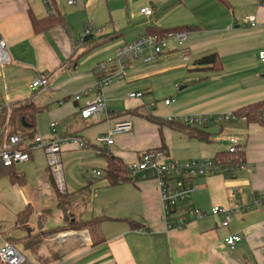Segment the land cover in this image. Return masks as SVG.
<instances>
[{"label": "crops", "instance_id": "0c3cea01", "mask_svg": "<svg viewBox=\"0 0 264 264\" xmlns=\"http://www.w3.org/2000/svg\"><path fill=\"white\" fill-rule=\"evenodd\" d=\"M48 2L0 0V37L11 60L0 67V118L10 114V107L30 100L42 109L35 136L44 141L79 136L89 146L61 149L62 201L41 150L12 166L15 182L9 180L10 169L0 168L3 241L21 251L26 264H264V126L236 119L191 132L178 121H168L187 115L210 119L264 99V63L258 59L264 51V0ZM144 8L152 10L150 16L140 13ZM53 14L63 24L35 34L30 15L40 19ZM250 17L256 28L244 23ZM85 26L91 34L80 41ZM147 28H181L186 40L181 46L169 40L155 63L145 65L139 59L129 65L121 80L103 89V110L82 119L84 102L94 97L88 90L100 75L115 71L109 63L115 49L146 34ZM212 53L220 59V71L195 64ZM39 76L47 77L46 91L30 89ZM83 91L87 93L80 101L72 100ZM129 94L141 97L130 99ZM165 100L172 102L165 106ZM126 119L132 123L130 132L116 135L109 147L93 145L115 122ZM51 123H56V134ZM225 136L238 140L250 168L193 178L194 191L172 221L190 209L209 213L219 206L233 211L228 227L220 225L221 216H188L183 228H167L154 180L129 174V181L111 186L104 178L107 155L125 166L147 151L160 152L165 160H206L227 151ZM26 208L31 215L19 226L16 217ZM74 221L92 224L78 231L65 229ZM229 235L240 237L232 249L224 244Z\"/></svg>", "mask_w": 264, "mask_h": 264}, {"label": "built area", "instance_id": "2783aa9c", "mask_svg": "<svg viewBox=\"0 0 264 264\" xmlns=\"http://www.w3.org/2000/svg\"><path fill=\"white\" fill-rule=\"evenodd\" d=\"M49 0H43L48 5ZM69 6L75 3V0H63ZM140 13L145 16H150L151 9L144 8L140 10ZM249 28H256L255 19L250 17L244 19ZM232 29L230 27L228 30ZM98 32V31H97ZM91 34L89 26H85L79 35L80 41H83ZM173 40L178 45H182L186 40L184 33H172L167 32L163 35L147 34L142 35L135 41L127 44H123L117 47L113 53L109 63L114 64L115 71L107 76L100 78L95 87L88 90L94 93V97L84 102V106L80 110L82 119H89L96 117L98 113L103 110L105 100L103 96V89L111 85L114 81L121 80L124 77L126 68L137 60L145 65L152 64L158 61V59L164 54L168 48V41ZM258 59L261 63H264V51L258 52ZM182 60L187 61L186 56H182ZM11 62L8 52L7 44L3 38L0 37V67L6 66ZM30 89L34 90H47V77L39 76L35 79ZM86 91L77 93L72 96V100L78 102L86 95ZM130 99L140 98L141 94H129ZM171 100H165L164 105L169 106ZM238 119L232 113L229 114H217L210 119L204 115H187L182 116L180 119L168 118V121H178L187 127H200L205 124H225ZM245 121L244 119H242ZM132 129V123L130 120H120L115 122L112 129L105 134L99 136L94 146L98 148L109 147L114 143V137L118 134L130 132ZM50 131L52 134H56V123L50 124ZM225 140L229 147L227 152L231 155H235L239 152L238 140L233 136H225ZM64 145H75L78 148L85 150L89 144L79 136L66 137V138H53L50 141H44L41 136H35L33 140H28L24 136L9 137L7 132L2 134V125L0 120V167L8 168L18 163H25L30 159V152L34 150H41L47 161L49 172L55 183L57 193L59 195H65L66 189L63 182V167L60 158L61 149ZM19 147L26 146L27 150L19 149ZM250 166L245 164L239 158H224V159H206V160H191L185 162H179L177 160H165V156L157 151H147L140 155L139 159L134 163L127 166L130 174L139 176L141 179H152L157 183L161 208L163 212V218L165 220L167 228H183L188 221V216L194 219H203L205 216H221L222 221L220 225L222 227H228L232 222V212L226 208L214 206L210 209L209 213L201 212L196 209H190L187 212H183L182 216L177 218L176 223L172 221V216L177 212V208L183 201L188 199L194 191L191 185V180L197 176H211V175H227L233 174L236 171L249 169ZM96 176L99 172H93ZM254 206H258V203H254ZM240 241V237L237 235H229L224 239V244L233 248L236 243ZM27 260L25 255L15 248L10 243L3 241L0 236V264H26Z\"/></svg>", "mask_w": 264, "mask_h": 264}, {"label": "trees", "instance_id": "16d2710c", "mask_svg": "<svg viewBox=\"0 0 264 264\" xmlns=\"http://www.w3.org/2000/svg\"><path fill=\"white\" fill-rule=\"evenodd\" d=\"M30 23L33 32L35 34L54 28L56 26H61L63 24L62 18L55 14L40 19H37L32 15H30ZM183 31L184 29L181 28L173 29L171 31H156L154 29L147 28L145 35L157 34L161 36L166 32L181 33ZM195 64L198 65L199 67H203V70H207V71L221 70V62L216 53H212L201 57L196 61ZM100 78H102L101 75ZM41 110L42 109L36 108L30 100H27L16 106L10 107L9 110L10 114L7 123L8 136L9 137L24 136L27 137V139L30 141L33 140L36 133V129H35L36 117L41 113ZM232 114L236 116L238 119H244L247 124H258L264 126V99L242 106L239 109L233 111ZM177 125L176 123H174L173 128H175V126ZM180 125L181 124H179V126ZM182 127L192 129L190 130L191 132L195 131L196 129L193 127L189 128L185 125H182L181 128ZM18 148L22 150L28 149V147L26 146H22V147L18 146ZM224 158H232V159L239 158L242 161H244V155L241 151H239L235 155H231L227 151H220L214 155V159H224ZM105 161H106V168L104 172V178L108 180V183L111 186L130 180L129 178L130 172L128 171L127 166L123 165V163H121L119 159L107 155ZM0 168H4V167H0ZM11 168L12 167H8L4 169L11 170ZM8 177L11 182H15L14 180L16 177L12 170L9 171ZM64 196L65 195L62 196L58 194L59 201H62V198ZM30 215H31L30 209L26 208L24 211L20 212L17 215L16 224L22 226L29 219ZM72 224L73 225L70 224L66 226L65 229L68 228L74 231L83 230L87 228L90 224H92V221H74Z\"/></svg>", "mask_w": 264, "mask_h": 264}, {"label": "rangeland", "instance_id": "374dc122", "mask_svg": "<svg viewBox=\"0 0 264 264\" xmlns=\"http://www.w3.org/2000/svg\"><path fill=\"white\" fill-rule=\"evenodd\" d=\"M8 111V110H7ZM8 113H9V111H8ZM148 115V114H147ZM9 117V114H7V115H4L3 117H1L0 118V120H1V125H2V134H5L6 132H8L7 131V123H8V118ZM6 118V119H5ZM225 149H228L227 148V146H226V148ZM62 162V161H61ZM62 167H63V162H62ZM78 170H77V172L79 173V168H77ZM85 170V169H84ZM85 177V176H84ZM100 179L101 178H98V180L100 181ZM98 191H100V190H97L96 191V193L98 192Z\"/></svg>", "mask_w": 264, "mask_h": 264}]
</instances>
